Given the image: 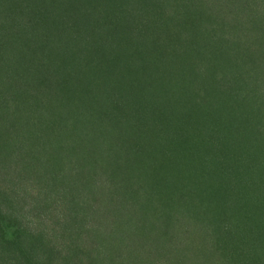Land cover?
I'll return each instance as SVG.
<instances>
[{
	"label": "trees",
	"instance_id": "obj_1",
	"mask_svg": "<svg viewBox=\"0 0 264 264\" xmlns=\"http://www.w3.org/2000/svg\"><path fill=\"white\" fill-rule=\"evenodd\" d=\"M262 1L0 0V264H264ZM123 51L133 109L58 108L77 60ZM128 118L138 159L110 163L91 135Z\"/></svg>",
	"mask_w": 264,
	"mask_h": 264
},
{
	"label": "rangeland",
	"instance_id": "obj_2",
	"mask_svg": "<svg viewBox=\"0 0 264 264\" xmlns=\"http://www.w3.org/2000/svg\"><path fill=\"white\" fill-rule=\"evenodd\" d=\"M254 1H256V0H254ZM263 2L264 1L258 2V3L264 7ZM242 5H243V3H242ZM246 6H247V4H246ZM175 8H177V7H175ZM202 10H204V12L207 11L206 4L203 5ZM246 12H248V11H246ZM152 13L153 14L152 15L150 14V15L152 17H154L155 12H152ZM253 13L255 15L262 13L260 15V16H262L264 14V11L253 12ZM163 21H164V23L161 24V25H164L163 27L169 26L172 29L177 27L178 25L182 24V21L175 20V19L170 21V22H166L167 20H163ZM155 26L156 25L154 24V27ZM163 27H161V28H163ZM152 48H153V46L149 47L148 49H145V56L141 55V56H139V59H146L152 53V55L150 56V59H151L150 64L152 63L155 67L156 64H158V62H159V58H158V56L154 55V53L152 52L153 51ZM123 54H124L123 58L116 59V60L112 61V62H114L113 66H110L108 64V62L106 63V61H111V59H109V55H106V54L99 55L88 66H84L81 63V61H84V60H80V59L77 60L78 63H80V65H82L83 69L81 71H79V67L76 68L77 73L73 76V80L71 79V82L69 85V87H72L74 89L76 97L72 98V100H71L72 88L68 89L65 98L63 100H60L59 104L57 105L58 108L60 110H63V107H65L67 110V113L77 115V114H80L82 112H85L84 111L85 109L83 110V108L86 107V105H89L90 107H92V110L95 111L97 105L100 104V108H104L107 111H111L115 108H119L121 110L120 113L127 114L125 110H127V107H128L130 102H131L130 110H131V108L133 109L132 103L134 102L135 94H133L132 91L129 93H127V92L124 93L123 88L126 87V88H129V89L135 91V87L127 84V82L125 81L126 76H124V74L122 72L123 71L122 68L128 62H131L132 61L131 59L134 60L137 57L138 53L133 54L132 56H126V57H130L129 59H126V60L124 59L125 51H123ZM142 61H140V63H141L140 67H149L146 60L144 62H142ZM84 62L87 63L88 61H84ZM55 63L56 62H52L51 64L55 65ZM140 76H142V75H140ZM51 78H55V77H51ZM96 81L100 83V92H99L100 99H98L94 94L90 95L88 93L89 92V84L91 82L96 83ZM137 82H138V80H137ZM53 83H56L55 79L51 80V84H53ZM131 96H133V97H131ZM74 103H80V105H76ZM150 103H151L152 110L156 113V115L154 116L155 119L158 121H161L163 119V116H161L160 111L162 110L161 108H163L164 104H166V101L164 99L157 101L156 96H154L152 99V102H150ZM82 104H84V106H81ZM60 110H56V111H60ZM85 114H88V113L86 112ZM94 115L95 114L90 113L89 118L94 117ZM132 123L133 122L128 118L125 121L123 128L121 125L120 128L114 129V132H115L114 135L111 134L110 129H102V130L96 131L97 134L93 131V133L91 135V137H92L91 142L93 144L95 141L104 142V143H106L105 146H107L108 148L110 147V145L113 148H116L118 143H119V140H120L123 154L119 153L120 151L118 149H113L112 153H111L112 155L114 153V154H120L122 156L113 155L110 159V163L112 160L119 162L120 158H121V161H123L125 163L130 162V161L134 160L135 158H137V156L135 154L136 150H134V149L132 150V148H134L133 144H136L135 142H137L136 139H133L134 133H136L135 132L136 129L134 128ZM92 128H94V123H92ZM138 128H141V127H138ZM127 145H129L131 147V151H128V150H126V148L123 147V146H127ZM151 148H152L151 151H156V146H153ZM141 151H143V150H141ZM93 154L105 156L108 153L104 150L101 151V149H99L97 151H94ZM149 158L150 157L146 155V152L143 151V155H141V160L149 159ZM139 159H140V157H139ZM113 164H115V163L113 162ZM138 171H140V170H138ZM148 177L150 178V176H148ZM150 180H151V178H150ZM121 181H122L121 185L123 186L125 184V182L127 181V180L125 181L124 175L122 176ZM133 181H137V180L134 179ZM120 192L118 193V195H120ZM114 200L116 201V202L114 201V204L116 205V204H119L120 201H123L124 199L121 198V196L120 197L118 196ZM53 204L54 203H52V205ZM55 208L58 209V207H54V208L49 209V211H53V210H55ZM30 209H31L30 210L31 212L27 213V214H29L28 217L30 218V221L32 220V225H30L31 229L34 230L35 228H37L36 224H38L40 230H43L42 233H44L48 239H52L53 241L58 240L59 237L56 236V234L59 230L54 229V228L58 229V226L50 223L51 221H47L45 223L44 220H41V219L45 218V215H44L45 213H43V212H40V213L36 212L35 213V210L33 208H30ZM42 211H45V208ZM51 231L53 233H50ZM203 239L204 238L200 239L199 241L203 242ZM202 244H204V243H202Z\"/></svg>",
	"mask_w": 264,
	"mask_h": 264
}]
</instances>
